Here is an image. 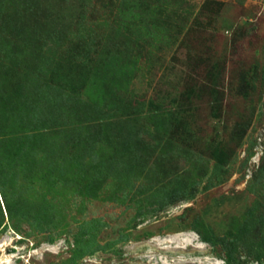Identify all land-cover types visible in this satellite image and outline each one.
<instances>
[{
  "label": "rangeland",
  "instance_id": "374dc122",
  "mask_svg": "<svg viewBox=\"0 0 264 264\" xmlns=\"http://www.w3.org/2000/svg\"><path fill=\"white\" fill-rule=\"evenodd\" d=\"M3 7L34 103L0 81V259L264 264V0Z\"/></svg>",
  "mask_w": 264,
  "mask_h": 264
},
{
  "label": "trees",
  "instance_id": "16d2710c",
  "mask_svg": "<svg viewBox=\"0 0 264 264\" xmlns=\"http://www.w3.org/2000/svg\"><path fill=\"white\" fill-rule=\"evenodd\" d=\"M4 0H0V81L3 82L5 91L6 108L8 109V116L13 124L22 125L24 120L31 116V110L34 103L33 86L29 74L24 81H16L12 84L13 77L19 68V61L17 58V44L20 40V34L16 26V22L11 15L8 18H2L4 9ZM10 85V86H9ZM9 86V89L7 88ZM22 104V105H21ZM47 134L46 132L43 133ZM43 135V136H44ZM30 146L37 148L34 142ZM41 147L38 149L40 150ZM0 193L7 205L9 215L11 216L10 208L5 198L3 178L0 170Z\"/></svg>",
  "mask_w": 264,
  "mask_h": 264
},
{
  "label": "bare ground",
  "instance_id": "6f19581e",
  "mask_svg": "<svg viewBox=\"0 0 264 264\" xmlns=\"http://www.w3.org/2000/svg\"><path fill=\"white\" fill-rule=\"evenodd\" d=\"M200 245V244H199ZM6 246V245H5ZM3 247H4V245H3ZM18 247V246H17ZM20 248V247H19ZM17 249V250H20V249ZM4 254V253H3ZM11 257V256H10ZM0 261H2V262H4L5 264H7L9 261L7 260V258L5 257V256H3L1 259H0Z\"/></svg>",
  "mask_w": 264,
  "mask_h": 264
},
{
  "label": "water",
  "instance_id": "95a60500",
  "mask_svg": "<svg viewBox=\"0 0 264 264\" xmlns=\"http://www.w3.org/2000/svg\"><path fill=\"white\" fill-rule=\"evenodd\" d=\"M11 251H15V248H12V250Z\"/></svg>",
  "mask_w": 264,
  "mask_h": 264
}]
</instances>
